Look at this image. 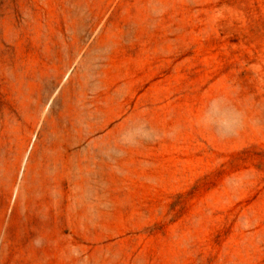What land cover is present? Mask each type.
<instances>
[{
	"label": "rangeland",
	"instance_id": "rangeland-1",
	"mask_svg": "<svg viewBox=\"0 0 264 264\" xmlns=\"http://www.w3.org/2000/svg\"><path fill=\"white\" fill-rule=\"evenodd\" d=\"M0 264H264V0H0Z\"/></svg>",
	"mask_w": 264,
	"mask_h": 264
}]
</instances>
